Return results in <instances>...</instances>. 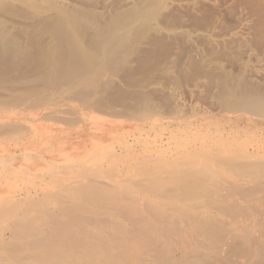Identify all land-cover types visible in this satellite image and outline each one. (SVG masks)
I'll use <instances>...</instances> for the list:
<instances>
[{
	"label": "rangeland",
	"instance_id": "1",
	"mask_svg": "<svg viewBox=\"0 0 264 264\" xmlns=\"http://www.w3.org/2000/svg\"><path fill=\"white\" fill-rule=\"evenodd\" d=\"M66 17L97 25L85 21L70 46ZM130 20L128 37L104 48ZM224 84L264 94V0H0V204L38 200L64 174L107 187L115 154L120 170H223L259 190L247 202L263 200L218 166H264V119L228 113ZM143 132L152 138L133 143Z\"/></svg>",
	"mask_w": 264,
	"mask_h": 264
},
{
	"label": "bare ground",
	"instance_id": "2",
	"mask_svg": "<svg viewBox=\"0 0 264 264\" xmlns=\"http://www.w3.org/2000/svg\"><path fill=\"white\" fill-rule=\"evenodd\" d=\"M66 18L58 29L78 46L75 35L96 21ZM137 20L138 27L147 22L145 15ZM125 25L126 32L112 35L104 48L136 26L132 20ZM230 84H224L228 113L262 121L264 94ZM132 137L139 144L152 138L144 132ZM121 159L109 157L107 187L65 182L64 174L63 184H49L38 200L0 204V222L10 224L7 236L0 233V264H264V199L246 200L259 190H245L235 183L240 180L227 181L226 172L208 166L166 170L142 163L120 170ZM218 166L238 170L264 192V166L233 157ZM96 169L97 178L103 171Z\"/></svg>",
	"mask_w": 264,
	"mask_h": 264
}]
</instances>
